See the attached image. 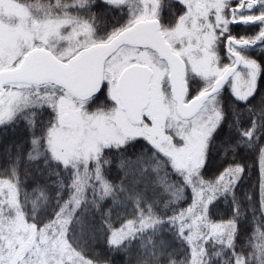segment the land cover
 Wrapping results in <instances>:
<instances>
[{"label":"snow or ice","instance_id":"snow-or-ice-1","mask_svg":"<svg viewBox=\"0 0 264 264\" xmlns=\"http://www.w3.org/2000/svg\"><path fill=\"white\" fill-rule=\"evenodd\" d=\"M0 264H264V0H0Z\"/></svg>","mask_w":264,"mask_h":264}]
</instances>
